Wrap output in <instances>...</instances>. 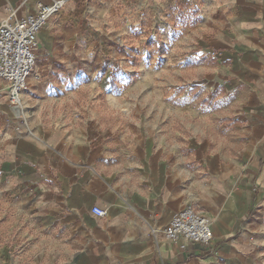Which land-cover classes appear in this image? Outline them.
<instances>
[{
	"label": "crops",
	"instance_id": "0c3cea01",
	"mask_svg": "<svg viewBox=\"0 0 264 264\" xmlns=\"http://www.w3.org/2000/svg\"><path fill=\"white\" fill-rule=\"evenodd\" d=\"M55 1L0 0V26ZM64 1L38 36L21 115L0 79V207L34 234L0 264H260L264 0ZM173 17L204 34L197 47L226 98L209 134L165 95L124 105L117 87L138 75L139 34L170 32ZM188 206L211 218L210 246L164 237Z\"/></svg>",
	"mask_w": 264,
	"mask_h": 264
},
{
	"label": "rangeland",
	"instance_id": "374dc122",
	"mask_svg": "<svg viewBox=\"0 0 264 264\" xmlns=\"http://www.w3.org/2000/svg\"><path fill=\"white\" fill-rule=\"evenodd\" d=\"M187 19L173 17L167 27L170 32L157 28L156 32L139 34V64L133 66L138 67V75L135 79L128 76L117 87L124 91V105L157 103V97L165 95L170 104L186 107L188 122L203 124L209 134L212 123L220 126L226 120V98L216 89L215 64L197 47L204 34L187 32L186 28L193 29L182 23ZM124 68L131 72L130 66ZM153 88L151 97L148 90ZM17 212L9 204L0 207V250L19 253L33 247V226L26 224V218H19ZM260 264H264V254Z\"/></svg>",
	"mask_w": 264,
	"mask_h": 264
},
{
	"label": "built area",
	"instance_id": "2783aa9c",
	"mask_svg": "<svg viewBox=\"0 0 264 264\" xmlns=\"http://www.w3.org/2000/svg\"><path fill=\"white\" fill-rule=\"evenodd\" d=\"M64 4V0H56L40 5L35 14L23 18H16L12 13L0 26V79L9 84V106L17 115H21L22 96L36 66L38 36L62 11ZM93 213L100 218L108 214L100 208H95ZM162 232L170 242L186 240L201 247L210 246L214 238L211 218L198 213L192 206L176 213Z\"/></svg>",
	"mask_w": 264,
	"mask_h": 264
}]
</instances>
